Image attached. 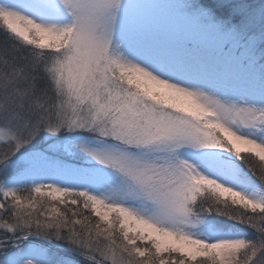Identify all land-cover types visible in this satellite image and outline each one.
<instances>
[{
    "label": "snow or ice",
    "instance_id": "snow-or-ice-1",
    "mask_svg": "<svg viewBox=\"0 0 264 264\" xmlns=\"http://www.w3.org/2000/svg\"><path fill=\"white\" fill-rule=\"evenodd\" d=\"M0 264H264V0H0Z\"/></svg>",
    "mask_w": 264,
    "mask_h": 264
}]
</instances>
